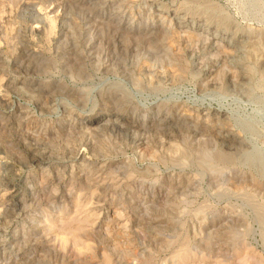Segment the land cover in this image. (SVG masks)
Returning a JSON list of instances; mask_svg holds the SVG:
<instances>
[{"label":"rangeland","instance_id":"obj_1","mask_svg":"<svg viewBox=\"0 0 264 264\" xmlns=\"http://www.w3.org/2000/svg\"><path fill=\"white\" fill-rule=\"evenodd\" d=\"M0 264H264V0H0Z\"/></svg>","mask_w":264,"mask_h":264}]
</instances>
